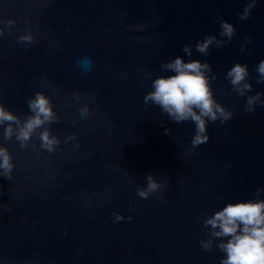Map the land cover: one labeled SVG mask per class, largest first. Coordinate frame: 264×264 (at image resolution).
<instances>
[{
  "label": "water",
  "instance_id": "obj_1",
  "mask_svg": "<svg viewBox=\"0 0 264 264\" xmlns=\"http://www.w3.org/2000/svg\"><path fill=\"white\" fill-rule=\"evenodd\" d=\"M248 3L0 0V103L23 120L43 92L59 116L44 127L60 140L54 152L41 148V128L21 148L0 126L15 165L11 179L0 169V264H221L218 244L229 238L204 249L206 219L228 203L264 200V104L244 110L248 96L264 100V0L241 20ZM221 21L235 26L230 42ZM29 33L32 43L19 39ZM208 35L226 43L204 55L196 43ZM178 56L212 66L214 98L233 113L209 122V141L195 149L193 122L145 104L152 82L173 74L161 66ZM236 63L253 85L243 97L226 79ZM149 175L161 187L144 199Z\"/></svg>",
  "mask_w": 264,
  "mask_h": 264
},
{
  "label": "clouds",
  "instance_id": "obj_2",
  "mask_svg": "<svg viewBox=\"0 0 264 264\" xmlns=\"http://www.w3.org/2000/svg\"><path fill=\"white\" fill-rule=\"evenodd\" d=\"M256 0H249L247 7L240 16L241 20H247ZM9 25L14 21L9 20ZM221 37H226L230 42L235 35L236 29L232 23L221 21ZM4 29L0 28V35ZM21 41L32 43L34 37L31 33L19 37ZM226 41L218 39L216 35H208L196 43V51L207 55L212 46L223 48ZM184 53L192 56L191 45H185ZM241 51H246L242 47ZM164 72L173 73L170 76H160L152 82L153 91L145 97V104L153 103L158 105L170 119L176 123L191 121L196 126V133L191 144L195 149L207 143L209 122L220 121L225 123L230 120L233 113L227 110L214 98L210 80H215L216 75L212 73V66L200 60L185 61L183 56L163 64ZM260 74L258 83L264 82V61H261L256 69ZM249 70L246 64L236 63L226 74L232 85L233 91L240 96H246L252 90L253 85L248 80ZM79 99V96L76 97ZM264 104L261 94L248 96L244 110L252 112L257 103ZM28 107L32 113L26 119H21L12 111L8 110L3 103H0V126L7 125L4 129V138L10 140L15 136L20 142L21 148H26L38 129L43 128L38 134L40 147L48 152H54L60 144V140L54 136L46 124H52L59 120L54 111L51 99L43 92H37L34 98L28 100ZM90 109L85 106L80 109L81 118H87ZM165 129V132H169ZM68 139H76L75 135ZM79 147V145H77ZM15 165L13 157L7 147L0 146V169H3V176L11 179ZM147 188L140 189L137 195L147 199L151 193L160 189L161 184L153 175L147 177ZM264 189L257 190L259 195ZM116 221L124 220L120 214L115 215ZM131 221L132 217L127 218ZM211 226V238L201 241V246L211 251L217 238H229L225 242L221 239L218 248L226 254L221 264H264V200H248L237 203H228L221 210L205 221V227Z\"/></svg>",
  "mask_w": 264,
  "mask_h": 264
}]
</instances>
